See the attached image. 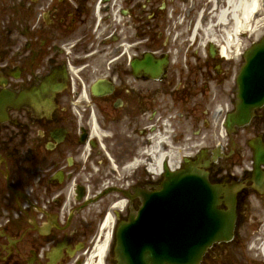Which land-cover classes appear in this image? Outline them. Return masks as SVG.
Segmentation results:
<instances>
[{"label":"flooded vegetation","instance_id":"obj_1","mask_svg":"<svg viewBox=\"0 0 264 264\" xmlns=\"http://www.w3.org/2000/svg\"><path fill=\"white\" fill-rule=\"evenodd\" d=\"M211 10L0 0V264H122L118 226L186 159L237 190L234 239L199 264H264V107L219 139L244 58L203 33Z\"/></svg>","mask_w":264,"mask_h":264},{"label":"water","instance_id":"obj_2","mask_svg":"<svg viewBox=\"0 0 264 264\" xmlns=\"http://www.w3.org/2000/svg\"><path fill=\"white\" fill-rule=\"evenodd\" d=\"M246 59V70L240 76L244 83H240L242 95H239L241 102L238 107V117L241 119L237 120V122L242 121L245 115L246 121L249 120L253 109L258 105L264 104V39L247 51ZM244 90H246V104L243 100V96H245ZM191 175H194L196 180ZM199 178H202L204 183ZM216 196L217 190L205 181L202 174L183 173L175 176L170 175L161 191L145 196V205L140 212V216H145L142 223L147 227L148 225L154 226L155 232H163L164 226L168 223L179 228L184 219L183 217L186 215V222L182 224L186 229H181V235L187 233L186 246L190 250H194L195 245L193 242H197L198 237L195 234H190V232L196 233L198 231L197 224H200L199 220L201 219L199 210L211 208L212 212L210 215L215 216L218 230L208 239L207 242L209 243L206 244L210 246L216 240L229 239L232 236L234 225L232 221L234 213L231 208L225 212L217 211L218 201ZM211 200L213 202L210 204L209 201ZM152 216L155 217V222H152ZM159 217L164 218L167 222L158 221L157 218ZM131 220L134 223L130 227L137 226V220ZM177 232H179V229H177ZM205 249L206 246H198L195 250L197 252L188 256L190 264L196 263L199 259L198 257Z\"/></svg>","mask_w":264,"mask_h":264},{"label":"bare ground","instance_id":"obj_3","mask_svg":"<svg viewBox=\"0 0 264 264\" xmlns=\"http://www.w3.org/2000/svg\"><path fill=\"white\" fill-rule=\"evenodd\" d=\"M211 21L203 26L209 40L223 39L225 49L240 48L247 34L257 38L264 29V0H207ZM213 34V35H212ZM241 45V46H240ZM104 246H100V252Z\"/></svg>","mask_w":264,"mask_h":264},{"label":"rangeland","instance_id":"obj_4","mask_svg":"<svg viewBox=\"0 0 264 264\" xmlns=\"http://www.w3.org/2000/svg\"><path fill=\"white\" fill-rule=\"evenodd\" d=\"M264 35V30H261L260 31V35H259V39ZM258 39L255 40V37L254 38H251L248 40V38L246 39V45H249V43H252L254 41H257Z\"/></svg>","mask_w":264,"mask_h":264}]
</instances>
